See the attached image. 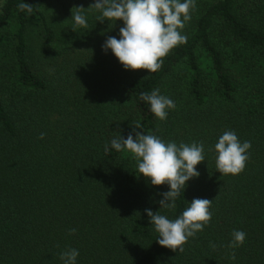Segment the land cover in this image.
<instances>
[{
    "label": "trees",
    "instance_id": "16d2710c",
    "mask_svg": "<svg viewBox=\"0 0 264 264\" xmlns=\"http://www.w3.org/2000/svg\"><path fill=\"white\" fill-rule=\"evenodd\" d=\"M24 2L31 16L0 0V264H62L69 248L77 264H264V0H196L187 42L155 73L101 51L122 21L85 9L87 28L72 30L70 9L93 0ZM156 88L176 104L163 121L139 99ZM137 123L205 145L174 210L159 208L167 185L137 176L130 153L104 151ZM226 130L252 145L237 175L215 167ZM194 198L212 200L207 226L183 252L158 245L144 210L175 219ZM234 230L247 235L230 249Z\"/></svg>",
    "mask_w": 264,
    "mask_h": 264
},
{
    "label": "clouds",
    "instance_id": "9594fccd",
    "mask_svg": "<svg viewBox=\"0 0 264 264\" xmlns=\"http://www.w3.org/2000/svg\"><path fill=\"white\" fill-rule=\"evenodd\" d=\"M195 7L196 0H93L87 8L75 6L70 9V17L73 31L87 28L85 9L97 11L100 14L97 21L100 22L122 21L119 38L107 36L101 51H110L124 70L144 69L155 73L162 67V58L170 50L187 42V35L182 30L191 20V10ZM17 8L28 16L33 13V6L24 0H18ZM139 99L149 105L151 113L160 121L166 120L168 111L176 107L175 102L162 95L159 88L150 93L141 92ZM136 129L142 130V125H134L126 138L118 133L105 144L104 151L130 153L136 160L137 176H143L152 186L167 185L168 190L159 193V208L174 210L186 182L200 175L196 166L205 161V145L203 141L191 144L165 142L155 134ZM251 147L249 141L241 142L234 130L224 131L211 149L216 154V171L223 175L242 172ZM211 202L205 198H194L175 219L146 208L144 212L148 222L158 233L156 243L173 252H183V245L189 238L203 231L211 220ZM75 232L76 229H71L69 234ZM246 235L243 230H234L227 247L233 249L242 245ZM78 256V249L69 248L61 252L59 258L62 264H77ZM231 258L235 259L234 253Z\"/></svg>",
    "mask_w": 264,
    "mask_h": 264
}]
</instances>
